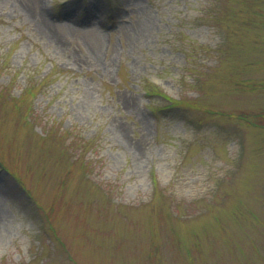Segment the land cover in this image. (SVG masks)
<instances>
[{"label": "rangeland", "instance_id": "374dc122", "mask_svg": "<svg viewBox=\"0 0 264 264\" xmlns=\"http://www.w3.org/2000/svg\"><path fill=\"white\" fill-rule=\"evenodd\" d=\"M0 217V264H264V0H0Z\"/></svg>", "mask_w": 264, "mask_h": 264}, {"label": "bare ground", "instance_id": "6f19581e", "mask_svg": "<svg viewBox=\"0 0 264 264\" xmlns=\"http://www.w3.org/2000/svg\"><path fill=\"white\" fill-rule=\"evenodd\" d=\"M3 228H2V220H1V217H0V234L2 232Z\"/></svg>", "mask_w": 264, "mask_h": 264}, {"label": "trees", "instance_id": "16d2710c", "mask_svg": "<svg viewBox=\"0 0 264 264\" xmlns=\"http://www.w3.org/2000/svg\"><path fill=\"white\" fill-rule=\"evenodd\" d=\"M172 105H173V103H172Z\"/></svg>", "mask_w": 264, "mask_h": 264}]
</instances>
